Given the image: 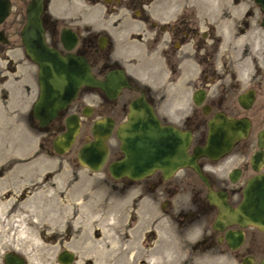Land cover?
<instances>
[{
  "label": "flooded vegetation",
  "instance_id": "flooded-vegetation-1",
  "mask_svg": "<svg viewBox=\"0 0 264 264\" xmlns=\"http://www.w3.org/2000/svg\"><path fill=\"white\" fill-rule=\"evenodd\" d=\"M7 1L9 8L6 13L3 4L0 5L2 51L6 48L9 51L11 29L16 25L10 22L15 0ZM97 1L91 0L93 3ZM103 1L111 10L136 8L139 13L136 29L128 34L127 30H122L121 22L117 23L119 27L114 29V34L111 30L98 33L88 25L78 28L50 18L45 13L43 0L40 16L48 46L62 55L72 53L83 57L98 80H105L107 73L115 71L123 74L124 81L111 98L98 87L82 84L75 97L41 128L64 126L59 131L61 133L65 131L66 120L71 115L79 117L81 128L97 110L99 115L96 119L108 117L113 123L108 139L112 135L116 137L115 130L126 120L130 102L143 96L162 125L190 132L186 153L190 157L195 156L194 164L199 172L191 164H185L169 176H164L162 170L156 168L137 180L120 179H124L130 187L135 186L141 197L147 196L164 217L176 225L179 234L197 236V249L228 252L235 264H261L264 260V230L248 222L240 206L249 180L264 175V68L218 69L214 63L218 41L211 27L201 28L200 14L203 12H198L199 6L159 5L160 0ZM28 2H25L24 22L18 30L20 40ZM155 2L158 4L153 5ZM121 3L122 6H119ZM191 9L194 10L193 15ZM64 29L76 36L70 50L62 41ZM116 38L123 45L124 50L120 54ZM22 46L26 65L15 59V52L0 57V115H12L11 119L14 111L21 109L29 99L28 76L31 71L36 75L35 100L40 92L38 65L27 55L23 43ZM189 62L193 65L192 70ZM35 100L29 104L26 116L29 123L39 126L32 112ZM238 122L244 125V131L239 130ZM210 123L217 130V151L207 150ZM108 139L106 162L110 153H120L109 164L122 157L123 152L120 142L118 150H111ZM90 140L92 135L80 147ZM196 147L203 150L198 151ZM6 253L19 255L24 264H28L27 257L15 249L3 252L2 264H7ZM72 254L70 263L75 259ZM120 254L124 258L123 253Z\"/></svg>",
  "mask_w": 264,
  "mask_h": 264
},
{
  "label": "rangeland",
  "instance_id": "rangeland-1",
  "mask_svg": "<svg viewBox=\"0 0 264 264\" xmlns=\"http://www.w3.org/2000/svg\"><path fill=\"white\" fill-rule=\"evenodd\" d=\"M26 1L15 0L10 19L16 23L11 29L12 42L9 51L0 50V57L15 52V59L25 65L18 30L24 22ZM159 5L200 7L201 28L211 27L218 41L214 61L218 69L264 68L262 13L254 0H160ZM45 8L52 19L78 28L88 25L98 33L111 30L114 34L121 22L129 34L139 23L136 8L111 10L103 0H45ZM116 43L120 54L123 45L117 38ZM189 66L192 70V63ZM28 77L27 103L14 111L13 119L0 115L5 117L0 119V204L11 205L0 211V264L8 249L23 253L28 264H60L57 254L63 249L75 255L70 264H235L228 252L197 249V236L179 234L147 196L141 197L124 179L112 178L107 164L120 153H110L97 172L78 162V148L91 137L90 126L99 111L81 125L67 152L55 153L52 140L64 126L41 128L29 123L26 113L37 89L35 72ZM108 145L118 150L119 140L112 135ZM83 237L90 238L95 247L87 248ZM99 248L107 251L108 261L98 253ZM124 252L123 258L120 253Z\"/></svg>",
  "mask_w": 264,
  "mask_h": 264
},
{
  "label": "water",
  "instance_id": "water-1",
  "mask_svg": "<svg viewBox=\"0 0 264 264\" xmlns=\"http://www.w3.org/2000/svg\"><path fill=\"white\" fill-rule=\"evenodd\" d=\"M254 2L262 13L260 23L264 29V0ZM1 4L6 13L9 8L8 1L0 0ZM43 6V0H29L26 5V22L20 31L27 55L38 65L40 92L32 105V112L40 127H45L57 112L75 97L82 84L98 87L111 98L124 81L123 74L115 71L107 73L105 80H98L91 73L83 57L72 53L62 55L57 49L48 46L44 39L40 16ZM62 41L65 48L70 50L76 42V36L64 29ZM196 102L198 103L197 100ZM238 124L239 130L244 131V125L241 122ZM79 130V117L69 116L65 131L57 134L52 141L53 150L60 155L65 153L71 147ZM112 130L113 123L108 117L96 119L92 123L90 128L92 140L84 143L77 152V159L82 166L94 172L103 167L109 154L106 140L112 134ZM115 135L123 153L122 157L108 164V171L114 179L127 177L137 180L151 174L156 168L162 170L164 176H169L185 164H191L198 170L194 164L195 156L190 157L186 153L190 143V132H182L172 125H162L152 106L143 96L130 102L127 118L117 126ZM218 148L217 130L213 123H210L207 150L217 151ZM195 149L203 150L201 147ZM240 210L248 222L264 230V175H257L249 180L244 189ZM229 243L232 246L231 240ZM72 260L73 254L67 250L58 255V261L61 263L67 264ZM5 262L24 264V259L19 255L6 253ZM261 264H264V260Z\"/></svg>",
  "mask_w": 264,
  "mask_h": 264
},
{
  "label": "bare ground",
  "instance_id": "bare-ground-1",
  "mask_svg": "<svg viewBox=\"0 0 264 264\" xmlns=\"http://www.w3.org/2000/svg\"><path fill=\"white\" fill-rule=\"evenodd\" d=\"M6 205H8V206H11V205H9V204H7V202H1V204H0V211L2 210V208H4L5 209V206ZM58 205V204H57ZM17 206V205H16ZM41 206V205H40ZM59 206V205H58ZM57 207V206H56ZM15 209V208H14ZM56 209V208H55ZM38 210V209H37ZM39 212H40V209H39ZM58 212V211H57ZM55 213V212H54ZM44 214H45V212H44ZM41 215V214H40ZM49 215V214H48ZM47 216V215H46ZM51 216V215H50ZM37 217V216H36ZM49 218V217H48ZM43 220H45V219H43ZM56 220V219H55ZM46 221V220H45ZM48 221V220H47ZM53 222V221H52ZM42 223V222H41ZM50 223V222H49ZM49 225V224H48ZM71 225V224H70ZM39 226V225H38ZM51 227V226H50ZM90 238H88V237H83L82 238V241H83V243L86 245V247L87 248H89L90 246V248H92V246L93 247H95L93 244H92V242L89 240ZM95 244V243H94ZM103 246V245H102ZM97 247H98V244H97ZM101 247V246H100ZM98 253H100V255L102 254V257H103V255H104V258L108 261V253H107V251H103V249H101V248H99L98 249ZM125 254H127V252H124L123 253V255H125ZM95 256H97V255H95ZM94 256V257H95ZM126 258V257H125ZM98 259V257H96V260ZM99 260V259H98ZM97 260V261H98ZM105 260V261H106ZM126 260V259H125ZM122 261H124V259H122ZM125 262V261H124Z\"/></svg>",
  "mask_w": 264,
  "mask_h": 264
}]
</instances>
